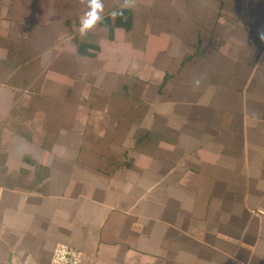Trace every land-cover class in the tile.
Returning a JSON list of instances; mask_svg holds the SVG:
<instances>
[{
  "label": "crops",
  "instance_id": "obj_1",
  "mask_svg": "<svg viewBox=\"0 0 264 264\" xmlns=\"http://www.w3.org/2000/svg\"><path fill=\"white\" fill-rule=\"evenodd\" d=\"M137 5L0 0V264H264V0Z\"/></svg>",
  "mask_w": 264,
  "mask_h": 264
},
{
  "label": "trees",
  "instance_id": "obj_2",
  "mask_svg": "<svg viewBox=\"0 0 264 264\" xmlns=\"http://www.w3.org/2000/svg\"><path fill=\"white\" fill-rule=\"evenodd\" d=\"M115 2H113L110 5V8H108V10L105 11V13H103L104 15V19L103 21L99 24L101 27H105L108 30V38L109 40L113 39V30L115 28H122L127 32H130L132 30V13L136 12L139 15H150V14H155L157 12L159 13H171V7L167 8V7H156V6H136L133 8H128V9H124L123 12V16L117 17L115 19H113L109 13L111 11H113L114 9H119L120 3L121 1L119 0H114ZM120 2V3H119ZM191 7H184V6H176L174 7V13L176 11V13H188V10ZM194 8V7H193ZM209 8V7H208ZM168 9V10H167ZM200 11V9H199ZM218 9H216V13H217ZM192 12H198V10L196 8L192 9ZM214 14V13H213ZM142 21H139L138 23L140 24ZM148 24V23H147ZM151 24V23H150ZM152 25V24H151ZM71 42L73 43V45L76 47V52L78 56H82V57H89V58H95L96 55L93 53H87V48H90L92 50H97V48L92 47V46H88L87 44H83L80 43L79 40L76 37H72ZM166 76L163 78V80H166ZM161 86H164V81L162 82ZM112 88H115V85L112 86ZM141 89L140 85H133V87L131 88V90L127 91L129 93L131 92H135L136 90ZM118 91H115V89L112 90V93H117Z\"/></svg>",
  "mask_w": 264,
  "mask_h": 264
},
{
  "label": "clouds",
  "instance_id": "obj_3",
  "mask_svg": "<svg viewBox=\"0 0 264 264\" xmlns=\"http://www.w3.org/2000/svg\"><path fill=\"white\" fill-rule=\"evenodd\" d=\"M136 5V0H122L119 9H114L109 15L115 19L123 16L124 9L133 8ZM87 11L83 13L79 21V34L83 37L86 36L89 31L100 24L104 19V0H86ZM259 38L264 40V31L259 33ZM202 82V77H198L194 80V87H199Z\"/></svg>",
  "mask_w": 264,
  "mask_h": 264
},
{
  "label": "built area",
  "instance_id": "obj_4",
  "mask_svg": "<svg viewBox=\"0 0 264 264\" xmlns=\"http://www.w3.org/2000/svg\"><path fill=\"white\" fill-rule=\"evenodd\" d=\"M52 264H82L81 254L75 249L65 246L58 245L52 254ZM7 264H28L27 261L23 262H11Z\"/></svg>",
  "mask_w": 264,
  "mask_h": 264
},
{
  "label": "rangeland",
  "instance_id": "obj_5",
  "mask_svg": "<svg viewBox=\"0 0 264 264\" xmlns=\"http://www.w3.org/2000/svg\"><path fill=\"white\" fill-rule=\"evenodd\" d=\"M198 10L199 12V8L198 7H194ZM193 8V9H194ZM216 9H218L219 12H223L224 14H230L232 12V7H228V6H223V7H209L208 8V13H216Z\"/></svg>",
  "mask_w": 264,
  "mask_h": 264
}]
</instances>
